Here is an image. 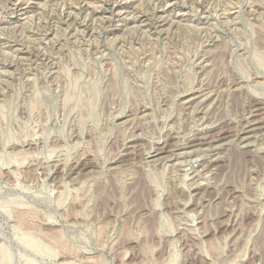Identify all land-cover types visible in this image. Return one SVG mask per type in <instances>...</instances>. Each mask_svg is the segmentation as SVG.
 Returning <instances> with one entry per match:
<instances>
[{
    "label": "rangeland",
    "instance_id": "1",
    "mask_svg": "<svg viewBox=\"0 0 264 264\" xmlns=\"http://www.w3.org/2000/svg\"><path fill=\"white\" fill-rule=\"evenodd\" d=\"M0 82V264H264V0H0Z\"/></svg>",
    "mask_w": 264,
    "mask_h": 264
},
{
    "label": "bare ground",
    "instance_id": "2",
    "mask_svg": "<svg viewBox=\"0 0 264 264\" xmlns=\"http://www.w3.org/2000/svg\"><path fill=\"white\" fill-rule=\"evenodd\" d=\"M16 1V0H15ZM22 2V1H21ZM42 4V3H41ZM83 4V3H82ZM45 5V4H44ZM124 5V4H123ZM158 5V4H157ZM41 6V5H40ZM76 7V6H75ZM113 7V6H112ZM84 8V7H83ZM25 9L26 8H24V5L22 4V3H19V4H17V5H15L14 6V8L12 9V16L13 15H17V16H19V14L21 13V12H23V11H25ZM86 9V8H85ZM88 9V8H87ZM113 9V8H112ZM194 9V8H193ZM100 10V9H99ZM106 10V9H105ZM108 10V9H107ZM87 10H85V12H86ZM89 11V10H88ZM110 11V10H109ZM108 11V12H109ZM105 12V11H104ZM111 12V11H110ZM64 14H65V12H63ZM63 13H61V14H63ZM83 13H84V11H83ZM87 13V12H86ZM100 13V12H99ZM113 13V12H112ZM115 14H117V13H115ZM23 15V14H22ZM89 15V14H88ZM87 15V16H88ZM164 15V14H163ZM16 16V17H17ZM63 16V15H62ZM90 16V15H89ZM69 17V16H68ZM74 18V17H73ZM31 19V18H30ZM67 19V18H66ZM39 20V19H38ZM59 21V20H58ZM65 21V20H64ZM135 21V20H134ZM47 22H48V20H47ZM72 22H74V21H72ZM82 23H83V21H82ZM87 23V22H86ZM76 24V23H75ZM77 25H78V23H77ZM43 26V25H42ZM76 26V25H75ZM89 27V26H88ZM80 28V27H79ZM85 28L87 29V27H86V25H85ZM56 29V28H55ZM84 30V29H83ZM82 30V31H83ZM90 30H91V28H90ZM97 30V29H96ZM85 31V30H84ZM134 34V33H133ZM127 36V35H126ZM76 40V39H75ZM32 43V42H31ZM142 43V42H141ZM63 45V44H62ZM30 47V46H29ZM43 51V50H42ZM44 52V51H43ZM12 54V53H11ZM13 56V55H12ZM206 56V55H205ZM35 60V59H34ZM53 67V66H52ZM1 83V82H0ZM262 85V84H261ZM204 96H202L201 98H203ZM198 99V98H197ZM199 99H200V97H199ZM192 100V99H191ZM117 113H119V112H117ZM119 115V114H118ZM139 119V118H138ZM131 135V134H130ZM202 137V136H201ZM216 140V139H215ZM15 141V140H14ZM24 141V140H23ZM208 141V140H207ZM213 141V140H212ZM42 143V142H41ZM199 144V143H198ZM205 149V148H204ZM2 153V152H1ZM10 154V153H9ZM17 154H19L20 156H21V154L20 153H18L17 152ZM26 155V154H25ZM52 156V155H51ZM32 157V156H31ZM2 158V157H1ZM9 158V157H8ZM18 158V157H17ZM33 158V157H32ZM49 158V157H48ZM36 159V158H35ZM196 159V158H195ZM10 160V159H9ZM25 160V162H26V159H24ZM34 160V159H33ZM10 161H12V158H11V160ZM1 162V161H0ZM17 162V161H16ZM176 162V161H175ZM14 164V163H13ZM184 175V174H183ZM193 188V187H192ZM18 226V225H17ZM16 226V227H17ZM191 228V227H190ZM263 234V233H262ZM15 239V238H14ZM29 241V240H28ZM30 241H31V239H30ZM31 242H33V241H31ZM23 243V242H22ZM24 243H25V241H24ZM23 243V244H24ZM27 244V243H26ZM33 244H34V242H33ZM32 245V244H31ZM27 246V245H26ZM30 247V246H29ZM31 248V247H30ZM46 249H48V248H46ZM54 250V249H53ZM50 252V251H49ZM7 254V253H6ZM3 255V254H2ZM10 255V254H9ZM4 256H7V255H4ZM15 260V259H14ZM28 264V263H27Z\"/></svg>",
    "mask_w": 264,
    "mask_h": 264
}]
</instances>
